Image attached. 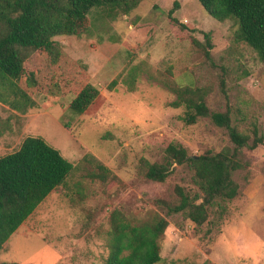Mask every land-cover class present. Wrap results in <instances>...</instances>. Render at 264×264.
I'll return each mask as SVG.
<instances>
[{
	"label": "rangeland",
	"instance_id": "374dc122",
	"mask_svg": "<svg viewBox=\"0 0 264 264\" xmlns=\"http://www.w3.org/2000/svg\"><path fill=\"white\" fill-rule=\"evenodd\" d=\"M89 18L87 33L53 38L60 49L55 63L42 50L24 62L19 84L34 107L21 113L0 102V131L6 119L10 125L0 134V155L27 135H40L77 165L19 227L25 234L9 237L0 264H104L112 208L123 205L139 218L165 216L156 197H172L176 185L199 193L186 167L176 166L164 182L147 179L139 168L140 159L159 161L170 142L194 155L232 146L226 130L208 117L184 123L185 108L170 105L176 97L171 87L202 88L211 110L228 105L241 132L252 136L256 126L264 137V62L231 19L216 20L198 0H141L128 14L102 5ZM203 32L210 58L192 42L204 43ZM86 83L102 97L78 114L69 103ZM242 154L244 166L233 174L239 194L214 207L201 225L181 214L166 216L156 264H264V141ZM97 162L116 179L88 177Z\"/></svg>",
	"mask_w": 264,
	"mask_h": 264
},
{
	"label": "trees",
	"instance_id": "16d2710c",
	"mask_svg": "<svg viewBox=\"0 0 264 264\" xmlns=\"http://www.w3.org/2000/svg\"><path fill=\"white\" fill-rule=\"evenodd\" d=\"M140 1L0 0V102L21 113L34 107L35 100L19 84L25 73L24 62L30 54L42 50L55 63L60 49L53 38L87 33L91 9L105 5L128 14ZM198 1L206 13L216 20L231 19L238 24L240 39L264 62V0ZM172 12L170 9L168 16L177 22ZM203 37L204 43L196 39H192V42L201 48L206 58H210L209 33L203 32ZM26 81L30 86L35 84L32 73ZM116 83V78L112 79L107 85L108 89H112ZM171 90L176 97L170 105L185 108L182 116L184 123L193 124L200 117H208L215 125L226 130L232 146H225L217 152L206 149L194 155L188 154L181 144L170 142L159 161L140 159L141 173L156 182H164L176 166L186 167L199 193L191 194L176 185L172 197H156L153 203L164 210L165 216L154 213L139 218L123 205L112 208L107 217L108 254L104 264L159 262V240L168 225L166 216L181 214L196 225L206 222L214 207L221 208L223 201L232 200L239 194L240 186L233 174L244 166L242 149H254L264 141L256 126L252 128V136L241 132L233 123L228 105L224 111L211 110L202 88L194 84H180L171 87ZM101 97L96 86L86 83L72 98L69 108L78 114L90 112ZM4 123L0 134L10 127L9 120L6 119ZM84 160H89L88 155L83 156ZM76 167L40 135H27L15 150L0 155V250L37 206L53 190L66 184ZM87 175L104 183L116 179L99 162L95 164V170Z\"/></svg>",
	"mask_w": 264,
	"mask_h": 264
},
{
	"label": "crops",
	"instance_id": "0c3cea01",
	"mask_svg": "<svg viewBox=\"0 0 264 264\" xmlns=\"http://www.w3.org/2000/svg\"><path fill=\"white\" fill-rule=\"evenodd\" d=\"M22 224H23V223H22ZM22 224H21L19 227H21ZM18 230H19V228H18L14 233H19V234H21V235H22V234H23V235L25 234L24 232H18Z\"/></svg>",
	"mask_w": 264,
	"mask_h": 264
}]
</instances>
